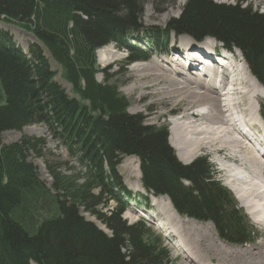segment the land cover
Returning <instances> with one entry per match:
<instances>
[{
	"label": "trees",
	"instance_id": "obj_1",
	"mask_svg": "<svg viewBox=\"0 0 264 264\" xmlns=\"http://www.w3.org/2000/svg\"><path fill=\"white\" fill-rule=\"evenodd\" d=\"M143 1L0 0V22L15 24L38 41L25 54L0 31V264H168L163 237L144 222L129 225L122 217L124 199L136 198L118 170L125 155L139 157L145 189L170 197L181 215L211 221L222 238L238 243L255 233L207 157L182 163L168 142L167 126L129 114L118 84L96 79L99 48L140 33L154 42L164 38L140 24ZM170 33L199 41L211 37L240 49L264 84V12L239 3L187 0L181 15L169 22L166 38ZM129 51L130 61L146 58L141 48ZM47 53L76 97L56 81ZM35 123L46 124L86 168L71 173L64 169L66 161L47 162L55 194L28 161L31 150L44 156L46 140L25 137L4 144L1 139L6 130ZM110 200L115 207L108 208ZM48 202L54 208L47 211ZM82 210L103 222L111 236Z\"/></svg>",
	"mask_w": 264,
	"mask_h": 264
},
{
	"label": "bare ground",
	"instance_id": "obj_2",
	"mask_svg": "<svg viewBox=\"0 0 264 264\" xmlns=\"http://www.w3.org/2000/svg\"><path fill=\"white\" fill-rule=\"evenodd\" d=\"M257 1L264 5V0ZM183 4L184 0H179V6ZM205 42L213 51L215 44ZM187 45L196 46L192 39H180L174 51L168 50L164 56L156 53L149 61L134 63L130 67L132 81L124 86V92L135 96L137 102L150 94L167 100L165 114L173 115L170 140L179 159L190 163L205 152L222 163L225 185L259 232L252 244L235 246L216 233L212 224L181 216L166 195L152 194L156 209L140 215L153 220L160 229L168 225L165 235L182 252L184 264H264V88L252 75L242 52L226 60L225 66L207 60L200 72L195 60L185 68L179 54ZM121 52L117 45L99 49L100 64L108 67L124 59ZM189 55L198 57L197 51ZM131 112L138 113L139 108L132 107ZM239 125H247L251 137L241 132ZM126 163L131 166L130 174L139 179L141 170L134 158ZM141 186L135 182L132 187L141 190Z\"/></svg>",
	"mask_w": 264,
	"mask_h": 264
},
{
	"label": "rangeland",
	"instance_id": "obj_3",
	"mask_svg": "<svg viewBox=\"0 0 264 264\" xmlns=\"http://www.w3.org/2000/svg\"><path fill=\"white\" fill-rule=\"evenodd\" d=\"M215 2L218 3H230V4H242L243 6H249L252 7L254 10H258L259 12L263 13L264 12V5H260L257 0H214ZM187 3V0H184V4L182 6H179V0H144L142 4V11L140 14V24L145 28L149 30H153L154 32H159L164 38L159 40V42H152L151 43V36L149 34H144V36L141 38L142 34H137L139 36V40L136 41V44L138 45V48L141 47L143 52H145L146 55V60H142V62L149 61V59L154 56L156 53L164 56L168 50L174 51L175 48L178 47V42H180V39H192L191 36L188 35H176V33H170L168 37L166 38L165 35V30L168 27L169 22L171 21L172 18H178L181 13L183 12L184 6ZM171 9L170 13H167V9ZM165 17H168L167 19H164ZM0 31L1 33H6L8 36L12 39V42L15 43L17 47H19L23 52H26L27 54L29 53V46L33 43H37V40L34 38V36L28 32H25L23 29H20L15 24H9L7 22L1 21L0 22ZM148 36H150L148 38ZM186 37V38H185ZM150 39V40H149ZM177 41V44L176 42ZM193 40V39H192ZM210 41L211 43H214L217 45L219 48L222 46L218 41H216L213 38H205L203 41ZM186 42V41H184ZM131 44L130 40L124 41L120 40L118 42H111L108 43L106 46L102 48H107L108 46L111 45H117L118 48L122 49V55L124 56V59L118 60L111 65H108V67H104L102 64H100L99 59H98V50L96 51V56H97V67H99L100 72L97 73L96 79L100 83H106L108 81V84L116 83L119 86V90L121 93L126 97L129 107H128V113L129 114H138V115H143L144 123L145 124H150V125H156V126H167L168 131H169V139L168 142L170 146L173 148L175 151V154L177 158L179 159L176 149L171 143L170 137L172 135V118L173 115L168 114L166 115L165 112L167 110L166 108V103L167 100H161L159 97H157L155 94H150L149 97L145 98L142 102H137L136 97L133 96H127V94L124 92V88L131 83V78L133 77V73L130 70V67L133 65L131 63V55L129 51V45ZM195 45V44H194ZM180 48V47H179ZM101 49V48H100ZM179 50V49H178ZM233 51V49H231ZM235 52H240L239 50H234ZM243 54V53H242ZM239 54L234 53L233 55H229L230 59L234 56ZM47 57H49L51 61V66L54 71L57 72L56 75V81L66 90V92L71 96V97H76L75 94L73 93V89L71 84H69L65 78L63 77V69L58 64L52 57L47 53ZM245 58V57H244ZM246 62V60H245ZM140 63V62H139ZM240 63L243 64L242 58H240ZM247 63V62H246ZM248 64V63H247ZM251 71V70H250ZM253 75V74H252ZM254 76V75H253ZM255 77V76H254ZM256 78V77H255ZM256 80L263 86L257 78ZM126 84V85H125ZM125 86V87H124ZM145 101V102H144ZM132 107H138L139 112L138 113H133L131 112ZM264 124V123H263ZM48 128L46 124L44 123H35L29 126L24 127L22 130H6L1 133V139L4 144H12L16 143L19 141H22L23 138L25 137H35L39 138L42 137L46 140L45 147H43V154L44 156H38L36 152L31 150L28 154V161L33 164L35 167V171L38 173V178L43 181L47 188L50 189L52 194H55L56 191H54L52 183V177L48 172V167H47V162L54 164V163H59V162H68V166H64V169H67V167L71 168V173H75L78 168H80L79 171L83 173L86 169L84 166H82L81 162H78V160L70 155V153L67 151L65 145L57 139L53 138V136L48 132ZM133 157L134 158V163L135 165H139V169L141 170L140 167V159L136 155H125L122 157V162L118 166L119 173L122 175L123 180L125 185L129 190H131L134 194H139L141 192H145V189L143 188V182H142V171H141V177L138 179L136 176H132L129 172L130 170V165H128L126 162L129 158ZM199 157H207L209 162L213 165L214 170L216 171V179L219 180L224 186L225 185V173L224 170H222L223 166L216 160V158L210 154H207L205 152L200 153V156L196 157L194 160H192L190 163L195 161ZM180 160V159H179ZM181 161V160H180ZM182 162V161H181ZM28 163V162H27ZM183 163V162H182ZM186 163V164H190ZM185 164V163H184ZM73 167V169H72ZM75 168V169H74ZM73 175V174H72ZM83 175V174H82ZM81 175V176H82ZM80 182L84 181V178H81L79 180ZM139 182L141 183L142 189L141 190H135L133 189V183ZM187 183V182H186ZM227 187V186H226ZM228 188V187H227ZM229 189V188H228ZM230 190V189H229ZM95 191H98L96 188ZM231 191V190H230ZM97 193V192H96ZM233 193V192H232ZM146 194V192H145ZM234 195V193H233ZM167 196V195H166ZM236 198V197H235ZM237 199V198H236ZM238 201V199H237ZM135 203V202H134ZM239 206L242 207L240 202L238 201ZM153 204V203H152ZM116 203L115 201L110 200L108 204L109 207H115ZM141 206L132 204L130 202L129 210L124 214V219H126L128 222H137L139 218L137 217V211ZM52 210L54 208V205L51 204V202H48L45 204L44 209ZM100 208L103 209L104 212L107 213L109 209L100 206ZM244 208V207H243ZM48 209V210H49ZM106 209V210H105ZM156 209V208H154ZM47 210V211H48ZM245 210V208H244ZM43 215H46V212L41 211ZM246 212V210H245ZM81 215L88 221L93 222L99 229H101L103 232H105L107 235L111 236V230L107 228V226L101 222L97 217L94 215L90 214L89 212L81 211ZM247 216L248 213L246 212ZM159 218V216H157ZM184 218L191 219V220H196L202 224H208L210 222L208 221H200L197 219H192L183 216ZM249 220L251 221V224L256 230V233L251 236V239L249 243L247 244H241L237 242H232L228 241L229 243L235 245V246H247L249 244H252L254 240H256L259 228L256 226V223L253 221V219L249 216ZM212 224V223H210ZM255 225V226H254ZM167 224L164 225L165 231L167 230ZM214 230L216 233H218L212 224ZM150 227V226H147ZM219 234V233H218ZM166 236V235H165ZM167 237V236H166ZM169 239V238H168ZM164 245L168 249H170V260L168 264H184L185 259L182 254V252L178 251V246L177 248L171 244L168 240L164 239ZM170 240V239H169ZM227 240V239H226ZM252 242V243H251ZM170 246H169V245Z\"/></svg>",
	"mask_w": 264,
	"mask_h": 264
}]
</instances>
